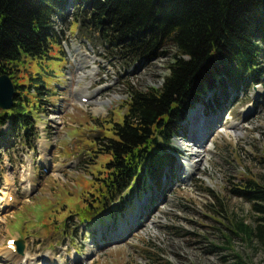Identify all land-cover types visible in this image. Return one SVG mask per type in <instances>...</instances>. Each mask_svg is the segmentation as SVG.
Returning a JSON list of instances; mask_svg holds the SVG:
<instances>
[{
  "label": "rangeland",
  "instance_id": "1",
  "mask_svg": "<svg viewBox=\"0 0 264 264\" xmlns=\"http://www.w3.org/2000/svg\"><path fill=\"white\" fill-rule=\"evenodd\" d=\"M78 30L79 23L73 21L67 39L73 42L70 55L55 42L50 58L26 57L22 64L24 76L41 73L47 84V100L35 113L37 122L48 129L47 148L43 150L45 144L41 146L38 138L36 148L18 143L1 149L0 264H16L6 256L9 238L25 242L29 259L25 264H229L233 250L264 264L262 247L231 238L225 228L235 214L237 220L255 217L250 203L232 196L230 188L247 174L264 180V79L260 84L256 77L245 82L236 97L235 87L225 88L228 104L222 114L203 112L206 98L190 112L187 137L175 139L177 152L162 178L167 187L163 197L147 180L142 192L124 195L126 201L118 206L115 220L106 219L111 209L83 219L76 203L93 177L97 163L91 149L97 137L109 130L108 120H119L127 110L122 101L130 85L145 89L163 83L173 51L170 48L166 56L153 61H136L122 57L96 34L85 36ZM76 46L80 52L74 51ZM88 60L94 61L96 69L90 68ZM81 94L87 95V102L78 99ZM8 127L0 128V136ZM195 135L203 139H195L201 145L191 141ZM16 139L7 137L9 146ZM201 152L202 160L196 158ZM47 165L49 172L42 173ZM28 180L35 186L28 188ZM13 185L20 191L6 205ZM206 188L224 197L227 211L211 210L215 197Z\"/></svg>",
  "mask_w": 264,
  "mask_h": 264
},
{
  "label": "trees",
  "instance_id": "2",
  "mask_svg": "<svg viewBox=\"0 0 264 264\" xmlns=\"http://www.w3.org/2000/svg\"><path fill=\"white\" fill-rule=\"evenodd\" d=\"M72 10L70 22L77 21L83 35L96 34L122 57L153 61L173 51L163 83L130 85L122 101L127 110L108 120L109 130L91 149L97 164L77 210L85 219L111 209L106 219L115 220L124 195L142 192L147 180L163 197L162 178L177 152L175 139L187 137L190 112L206 98L203 112L222 114L225 88L235 87L236 97L255 77L258 84L264 79V0H0V75L8 73L15 86L14 106L0 112V128L9 126L0 154L18 143L36 148L35 113L47 100V84L41 73L24 76L22 64L26 57H51L53 44L62 43L57 20L66 21ZM7 137L18 139L9 146ZM236 184L231 195L248 201L255 217L237 220L235 214L225 228L231 238L264 249V180L247 174ZM206 190L215 197L213 212L228 210L224 197ZM231 256L229 264H259L235 250Z\"/></svg>",
  "mask_w": 264,
  "mask_h": 264
},
{
  "label": "water",
  "instance_id": "3",
  "mask_svg": "<svg viewBox=\"0 0 264 264\" xmlns=\"http://www.w3.org/2000/svg\"><path fill=\"white\" fill-rule=\"evenodd\" d=\"M15 102V86L12 78L8 73L0 75V112L9 110L14 106ZM18 250L24 252L25 244L23 240L17 241Z\"/></svg>",
  "mask_w": 264,
  "mask_h": 264
},
{
  "label": "bare ground",
  "instance_id": "4",
  "mask_svg": "<svg viewBox=\"0 0 264 264\" xmlns=\"http://www.w3.org/2000/svg\"><path fill=\"white\" fill-rule=\"evenodd\" d=\"M90 93V92H89ZM81 95H83V96H86L87 97V95H85V94H81ZM96 108H100V107H96ZM96 108H95V110H96ZM195 117H197L196 115H195ZM58 120V119H57ZM62 121V120H61ZM193 122H195V119L193 120ZM191 139V138H190ZM195 139H200L201 141H203V139L201 138V137H197L196 135L195 136H193L192 137V139H191V141H194L195 142ZM44 145V144H43ZM195 145L197 146V145H201L199 142H195ZM45 148H47L46 147V145L45 146H43V150L45 151ZM46 153V152H45ZM43 154V153H42ZM43 156H45V155H43ZM201 156H202V152L201 153H199V154H197L196 155V158H198V159H200V160H202L203 159V157L201 158ZM196 164V163H195ZM193 167V169H194V165L192 166ZM191 167L189 168V174H191L192 173V170H193ZM30 177V176H29ZM29 181V180H28ZM9 182V181H8ZM10 183V182H9ZM8 183V184H9ZM7 184V185H8ZM27 187H29V185L27 186ZM1 192V191H0ZM10 196H11V194H10ZM10 196H9V194L7 195V200H6V205L8 204V205H10V204H12V202L10 201ZM13 200H14V198H13ZM12 200V201H13ZM18 252H17V246H16V243H15V245H12V248H9V251L6 253V256L10 259V260H14L15 261V263L16 264H25L26 262H28V257H26V253L24 254V255H22L21 257H17L15 254H17ZM47 260H52L51 259V257H49L48 255L45 257Z\"/></svg>",
  "mask_w": 264,
  "mask_h": 264
}]
</instances>
